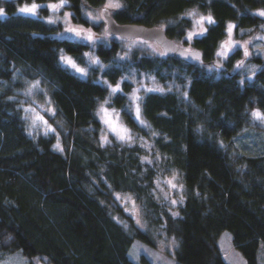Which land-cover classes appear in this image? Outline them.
<instances>
[{
    "label": "trees",
    "instance_id": "obj_1",
    "mask_svg": "<svg viewBox=\"0 0 264 264\" xmlns=\"http://www.w3.org/2000/svg\"><path fill=\"white\" fill-rule=\"evenodd\" d=\"M27 1L53 0H0V261L18 250L47 264H138L130 248L139 239L171 245L176 264H228L218 245L227 230L247 264H258L264 121L251 114L264 113V55L246 56L255 65L251 76L238 66L245 57L240 48L219 68L215 62L230 21L239 39L264 33V16L257 14L264 0H117V22L161 26L185 48L201 49L203 59L131 47L134 39L115 35L93 44L99 64L85 55L93 49L87 40L58 36L63 22L41 15L49 7L37 17L19 13L18 4ZM105 2L66 0L64 7L75 23L100 33L104 20L91 21L86 11ZM193 7L210 12L214 23L188 41ZM62 49L89 75L64 65ZM147 76L164 89L145 90ZM33 80L47 88L53 131L28 126L21 90ZM137 87L144 125L130 110L129 93ZM105 101L122 109L131 142L114 136L101 142L104 123L96 109ZM173 173L182 183L174 205L156 184ZM126 195L140 220L126 207Z\"/></svg>",
    "mask_w": 264,
    "mask_h": 264
},
{
    "label": "rangeland",
    "instance_id": "obj_2",
    "mask_svg": "<svg viewBox=\"0 0 264 264\" xmlns=\"http://www.w3.org/2000/svg\"><path fill=\"white\" fill-rule=\"evenodd\" d=\"M60 2H61V0H53V1L41 2V3L33 2V1L20 2L18 4L17 9H18V12L21 13L19 11V9L21 7H24L25 5L31 6L33 3H35V4L41 6V7L37 8L36 14L33 15V16L37 17L38 14H40L42 12V10H41L42 7H48V5H52V4H59ZM111 2L112 3H119V1H117V0H111ZM109 3H110V0H106V2L104 4H102V6L100 8H97V9H92V8L89 9L88 8V10L86 11V15L91 19V21L99 22L102 19L104 20L103 31L100 33L96 32L94 27L85 26L82 23L81 24L75 23L73 21V18L71 17V12L66 7L59 8L58 10H53L52 8L49 7V9H50L49 15H45L42 13H41V15L43 18H45L47 20L55 21L56 23L60 22V21L63 22L64 30L61 31L60 34H58L59 37L71 35L72 38H77V39L82 40L81 37H82L83 32H84L85 37H87L88 35H91L95 42L96 41H103V40L109 42L113 36L110 34L105 35L107 26H106V20L102 14L103 6H107L109 8L111 14H112V11L115 7H110ZM64 4H66V0H64ZM66 13L70 14V15L66 16L65 15ZM190 13L194 14V15H190L192 17L193 24H192V27L188 29L187 33L193 32V31L200 32V31H202V28L203 29L207 28V26L209 24V23H207V21H205L203 23L202 28L200 25L196 24V21H198L200 19V17L211 16L212 20H213V16L210 12L206 13L200 9L195 8V7L187 10V14L189 15ZM21 14H23V13H21ZM25 15H27V14H25ZM28 15H31V14H28ZM46 16H48V18H46ZM229 25H234V23L232 21H230L228 23L227 35L225 38H223L220 41L221 43L218 47L217 53L225 51L226 49L221 48V45H226L228 47L227 56H229L232 53V51L236 50L237 48H240L241 52H245V50H246L248 52V56L253 55V54H256V55L263 54L264 55V33L262 34L260 32H254L245 38L239 39L236 36V33L234 31V27L232 29L231 35L229 36V33H228V26ZM68 28H76V29L83 30L81 37H75L73 33H70L67 31ZM249 30L250 29H246L243 31H249ZM119 38H120V36H119ZM86 40H87V38H86ZM87 42L90 43L93 47L92 41L87 40ZM176 43L181 44L183 47H185V45L182 44L181 41H178V42L176 41ZM135 44L142 46V47L148 46L152 51H154L156 53L163 51L161 46L158 45L157 42L155 43L154 41L147 40V39L143 40L142 37L135 38L134 40H130L128 42V45L131 47ZM189 48H191V47H189ZM85 55L90 60L89 61L90 63H92L91 62L92 60H100V58L97 55V51H96L95 47H93V49L85 50ZM62 56L70 57L79 68H82L85 70V74H82L80 72L75 71L74 68H72L70 65H68L67 63H65L62 60L64 65L69 67L70 70H73L75 73H78L81 77L89 75L90 71L88 70V67H86L84 65L82 66V64H80L77 60H75L73 54H70L65 49H62L61 50V57ZM226 57L217 55L215 66L219 68L221 66V62ZM245 58H246V56L243 57L242 60H240L238 63L242 62L239 64V66H241L244 73H246L248 76H251L252 72L254 71L255 65H254V63L251 64V63L245 62ZM145 78H149L148 82H142L141 83V84H143L145 90L152 89V88H158L159 89L160 87H162V88L164 87L161 83H158V86H157V82L153 76L152 77L147 76ZM143 79H144V77H143ZM117 86L119 87L120 83H117L116 85L113 84L111 86V90L117 89ZM21 94H23V96H22L23 101L25 100L23 102V104H24L25 109H26V115H27L28 126L30 127V131H32V132L35 131L37 133H43V132L46 133L47 131H53L54 127H53V125H51L49 118H48V114H50L52 112V104L50 103L49 96L47 93V88L45 87V85L42 82H40L39 80L30 81L21 90ZM141 94H142V88L137 87L132 92L129 93V96H130V98H134L135 96H138L140 98ZM130 100H131V103H130L131 109L130 110H132L133 117L135 118V116H136V111H135L136 104L132 102V99H130ZM140 101H141V99L136 101V103L139 104V109H140ZM102 105L105 109H107V113L101 111ZM96 112H97V115H98L100 121L104 123V131H103V135L101 136V142L102 143H108V141L111 139L112 136H114L117 140H121L119 138L121 135H124L126 137L130 136L131 138H134L133 137L134 134H133V132H131L129 124H127V121L124 120V114H123L122 109H120L118 107L116 108V107L110 106L108 103L105 104V102H103V103H100V105L96 109ZM41 117L43 119H41ZM45 121H46V123H45ZM106 121H108V122L106 123ZM136 121L138 123H140L141 125L145 124V120L142 117L141 110H140L139 120H136ZM113 127H115V129H116L115 132L112 130ZM245 139H246L245 142H250L248 137H245ZM122 141H124V142L130 141L131 142L132 139H130V140L124 139ZM139 142L147 145V143L144 142L142 139H139ZM145 160H147L149 162L151 161L149 156H145ZM178 177L179 176L177 173H173L172 175H167V176L163 177V179L157 180V182H156L159 193L162 196H164V198L169 199V202L172 205L181 201V196L179 193L181 192L182 183H180ZM173 201H175V203H173ZM125 203H126V207L130 210V212L134 213L135 216L137 217V219L140 220L139 209H138V206H137L136 202L134 201L133 197L126 195L125 196ZM175 212L176 211H174V213ZM220 234L221 235L219 237L218 245H220V249L223 253V256H225L227 263L228 264H247L245 256L242 254L241 251H239L236 248L235 245H233L232 234L230 233V231L224 230ZM261 243L262 244H261V247H260L259 252H258V254H259L258 264H264V243L263 242H261ZM168 247H171V245L165 244V245L153 247L146 242H143L139 239H135V241L133 242V245L130 248L131 249L130 250V257L132 260H135L138 264H176V260H175V258H173L172 254H170ZM143 258L148 259L149 262L143 261ZM0 264H47V263H44V261L40 258V256L33 257V256L28 255V254L27 255L23 254L21 251L17 250V252L11 253L10 255H8L6 257V259L0 261ZM49 264H53V263H49Z\"/></svg>",
    "mask_w": 264,
    "mask_h": 264
},
{
    "label": "water",
    "instance_id": "obj_3",
    "mask_svg": "<svg viewBox=\"0 0 264 264\" xmlns=\"http://www.w3.org/2000/svg\"><path fill=\"white\" fill-rule=\"evenodd\" d=\"M102 14L106 20L107 33L114 36H120L121 38L126 39H135L142 37L144 40H151L161 46L165 56H175V57H184L187 58L182 53L185 52L187 48L183 47L181 44H177L176 41L166 33L165 29L161 26H151L147 24H142L138 22H124L119 23L116 21L114 15L111 14L107 6H103ZM83 40H86V37L83 35L81 37ZM194 53L199 54V58L196 60H202L203 54L201 49H191ZM192 59V58H187Z\"/></svg>",
    "mask_w": 264,
    "mask_h": 264
},
{
    "label": "snow or ice",
    "instance_id": "obj_4",
    "mask_svg": "<svg viewBox=\"0 0 264 264\" xmlns=\"http://www.w3.org/2000/svg\"><path fill=\"white\" fill-rule=\"evenodd\" d=\"M109 6L110 7L119 8L120 7V4L119 3H112L111 0H110ZM38 7H41V6L33 3L31 6L25 5L24 7H21L19 9V11L21 13H23V14L35 15L36 14V10H37ZM48 7L52 8L53 10H58L59 8L64 7V0H61V2L59 4L48 5ZM3 11H4L3 9H0V14H3ZM257 14L260 15V16H264V10L260 11ZM65 15L67 16V15H70V14H67L66 13ZM189 15H194V14L190 13ZM205 21H207V23H209V24L214 23V21L212 20V17L211 16H207V17H200V19L198 21H196V24L200 25L201 28H202V25H203V23ZM49 22L50 23H54L55 21H51L50 20ZM233 27H234V25H229L228 26L229 36L231 35V32H232ZM67 31L70 32V33H73L75 37H81L83 30L76 29V28H68ZM204 31H206V29H203L202 28V31H200V32H195V31L189 32L187 34L186 39L188 41H191L194 36L195 37H199V36L203 35V32ZM107 34L108 33H107V30H106L105 35H107ZM86 38H87V40L92 41L93 44L95 43V41L93 40V37L91 35H88ZM221 48H224L226 50L225 51H222V52H218L217 55L218 56H224V57H226L227 54H228V47L226 45H221ZM182 55H185L187 58H192V59H198L199 58V54L198 53H194L191 49H186L185 52L182 53ZM247 55H248V52L245 50V56H247ZM61 60H63L65 63H67L68 65H70L72 68H74L75 71L80 72L82 74H85V70L82 69V68H79L70 57H64V56H62L61 57ZM91 62L92 63H96V64H99L100 63L98 60H92ZM240 63H242V62H240ZM238 66H239V64H238ZM117 90H118V86H117V89H113V91H117ZM130 99H132V102L136 104V107H135V111H136L135 119L136 120H139V117H140V109H139V104L136 103V101H138L140 98L138 96H135L134 98H130ZM106 103H107V101H105V104ZM101 111L107 113V109H105L103 107V105L101 106ZM251 115L256 120L264 121V113L260 112L258 109L255 110V111H253ZM41 119H43V118L41 117ZM107 122L108 121H106V123ZM45 123H46V121H45ZM112 130L115 132L116 131L115 127H113ZM119 138L121 140H124V139H129L130 140L131 139L130 136H127L126 137L124 135H121ZM173 203H175V201H173Z\"/></svg>",
    "mask_w": 264,
    "mask_h": 264
}]
</instances>
